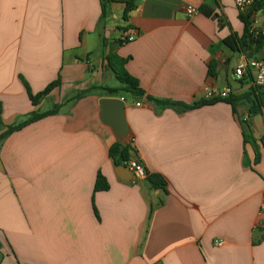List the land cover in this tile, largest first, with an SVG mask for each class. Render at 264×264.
<instances>
[{
  "label": "crops",
  "instance_id": "crops-1",
  "mask_svg": "<svg viewBox=\"0 0 264 264\" xmlns=\"http://www.w3.org/2000/svg\"><path fill=\"white\" fill-rule=\"evenodd\" d=\"M125 1L135 4L126 20ZM110 12L101 19L100 0H0L2 125L60 106L0 144V264H264V103L252 110V82L233 75L264 60V44H241L239 15L257 31L264 13L232 0H115ZM112 54L144 92L116 98L129 159L164 191L109 157L117 140L99 100L118 87ZM58 78L34 107L23 82L37 95ZM206 87L228 100L181 110L147 99L191 107ZM98 173L107 191L94 192Z\"/></svg>",
  "mask_w": 264,
  "mask_h": 264
},
{
  "label": "trees",
  "instance_id": "trees-1",
  "mask_svg": "<svg viewBox=\"0 0 264 264\" xmlns=\"http://www.w3.org/2000/svg\"><path fill=\"white\" fill-rule=\"evenodd\" d=\"M115 2V0H100V6H101V19H108L111 15L110 7ZM125 9H124V15L123 19H127V15L135 8V4L133 1H125L124 2ZM205 7H202L200 9L201 12H203ZM252 9V12H260L262 11L264 13V1L255 3L253 6L250 7ZM240 21L244 24V33L242 37V45L250 47L251 45L254 47L255 50H258L261 48V46L264 44V30H257L252 31L251 30V21L249 16H242L239 15ZM230 40H226V43L229 44ZM122 44L124 42L122 41ZM106 62V69L112 73L115 80L118 83V87L116 88H103L102 90L105 92L107 97L110 98H123L126 100L127 98H130L132 100H139L142 99L144 96V92L140 89L139 84L137 80L132 78L126 71L125 65L127 63V59H122L118 57L117 55H107L105 58ZM247 79H249L251 82V77L248 73L245 75ZM24 87L26 89L28 98L32 105L36 107L43 99L49 96V94L54 90L60 87V80L59 78L52 82L50 85H48L42 92L38 93L37 95H33L26 83H24ZM251 93L248 94L251 97V108L252 110L255 108L256 110L263 105L264 103V89H260L257 87H254L252 85ZM91 94V91L84 92L80 94L79 96L75 97L74 100H78L81 97H85L87 95ZM149 101L159 103L164 106L169 107H177L181 110H189V109H195L199 107L209 106L213 105L216 100H201L194 104L193 106H185V105H179L171 102H159L157 100H153L151 98H147ZM249 99V98H248ZM225 100H228L225 99ZM231 103V100H229ZM60 106H56L53 110L45 112V113H37L33 112L30 116L27 117V119L22 122L18 123L12 126L4 127L1 122V106H0V144L7 139L11 134L18 132L25 128L26 126L39 121L45 117L56 115L59 113ZM244 141L246 143H251L253 147H255V142L251 139L249 135H244ZM261 144L264 147V136L261 138ZM132 151V148L126 143V144H120L118 142H115L109 149V157L113 161L115 166H125V163L128 162L129 159V153ZM145 180L150 184L151 188L154 190H160L164 191L165 183L164 180L159 175H149L146 173ZM108 184L106 183L105 179L101 176L100 173L96 176L95 186H94V192L99 191H107L108 190ZM161 205V204H160ZM153 212V208H150V214Z\"/></svg>",
  "mask_w": 264,
  "mask_h": 264
},
{
  "label": "built area",
  "instance_id": "built-area-1",
  "mask_svg": "<svg viewBox=\"0 0 264 264\" xmlns=\"http://www.w3.org/2000/svg\"><path fill=\"white\" fill-rule=\"evenodd\" d=\"M264 0H232L234 6L240 11L244 12L248 10L251 6L255 3L263 2ZM186 14L188 17H192L198 14V10L193 7L186 8ZM134 40V36H129L123 39L124 44L131 42ZM248 73L252 80V85L254 87L264 89V60L254 61L250 60L248 62L240 63L236 69L234 70V78L235 80H241L244 75ZM204 99L207 101L211 100H225L229 96V91H219L212 88H204ZM123 100V99H122ZM124 101V100H123ZM136 107H140L139 103L135 104ZM125 166L131 171L133 176V182H139L141 180H145L146 178V171L143 166L136 160H129L125 163ZM258 213L260 215H264V190L261 196V201L258 209ZM217 246H222V243H217Z\"/></svg>",
  "mask_w": 264,
  "mask_h": 264
},
{
  "label": "water",
  "instance_id": "water-1",
  "mask_svg": "<svg viewBox=\"0 0 264 264\" xmlns=\"http://www.w3.org/2000/svg\"><path fill=\"white\" fill-rule=\"evenodd\" d=\"M99 107L102 123L110 128L118 143L126 144L129 134L125 121L124 101L116 98H102L99 100Z\"/></svg>",
  "mask_w": 264,
  "mask_h": 264
},
{
  "label": "rangeland",
  "instance_id": "rangeland-1",
  "mask_svg": "<svg viewBox=\"0 0 264 264\" xmlns=\"http://www.w3.org/2000/svg\"><path fill=\"white\" fill-rule=\"evenodd\" d=\"M120 22H122V21L120 20Z\"/></svg>",
  "mask_w": 264,
  "mask_h": 264
}]
</instances>
